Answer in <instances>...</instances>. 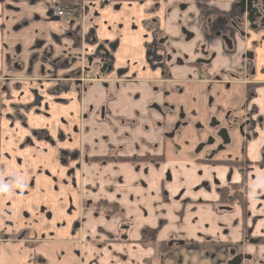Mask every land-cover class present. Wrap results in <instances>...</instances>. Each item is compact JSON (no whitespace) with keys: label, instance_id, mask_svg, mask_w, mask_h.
<instances>
[{"label":"crops","instance_id":"obj_1","mask_svg":"<svg viewBox=\"0 0 264 264\" xmlns=\"http://www.w3.org/2000/svg\"><path fill=\"white\" fill-rule=\"evenodd\" d=\"M233 1L215 3L222 11ZM49 2L0 0V87L26 120L2 146L18 152L15 183L0 187V264H226L232 250L264 264V73L215 84L235 96L221 104L214 94L208 107L201 82L161 84L160 61L146 49L141 24L172 8L167 0H88L80 29L76 18L49 16ZM82 35L88 56L100 49L113 63L108 81L87 84L81 97L59 79L79 66ZM194 101L203 112H252L235 161L170 143L164 131L178 104L189 113ZM169 105L167 123L158 110ZM239 124L231 127L240 136ZM230 186L243 198L227 204Z\"/></svg>","mask_w":264,"mask_h":264},{"label":"flooded vegetation","instance_id":"obj_2","mask_svg":"<svg viewBox=\"0 0 264 264\" xmlns=\"http://www.w3.org/2000/svg\"><path fill=\"white\" fill-rule=\"evenodd\" d=\"M220 1L225 3L227 0ZM52 4L64 8V17H57L51 13ZM88 5V0H50L47 6L48 15L60 20L76 18L78 22L76 28L80 29L82 27L81 18ZM193 7L195 10L193 20L185 25L182 24L172 38H167L162 34L156 19L152 18L153 21L151 19L145 20L141 24L142 30L146 32L147 42H145V46L149 50V54L157 57L160 61L161 84H165L167 81L201 82L206 85L203 90V98L208 107L214 101V94L221 104H225L228 100H233L235 94H228L220 90L224 87L215 84L229 87L234 81L244 80V84L247 85L250 83L247 79L254 77L256 73H264V62L262 66H258V59H264V48L262 47L264 45V0H234L230 6L224 7L222 11L217 8L215 0H196ZM178 9L183 12L185 6H180ZM73 33L75 34L76 30ZM85 37L88 40V37L84 35L79 38L81 46H83V50L78 55L79 66L71 75L59 79L60 82H67L71 87H76L81 97L87 84L92 82L106 83L108 81L107 73L113 63L112 57L108 54H99L100 49L95 55L88 56L84 47L87 42ZM99 61H102L101 64ZM93 63L97 66L92 70L97 72H91ZM182 76L185 78L183 79ZM224 77H228V79L226 80ZM182 94L181 91L173 93L177 101L181 100L179 98H182ZM168 96L169 93L160 92L159 98L164 107L169 104ZM14 103L16 104L13 101V95L7 88L0 87V107L7 106L10 108L6 109L7 111L3 116H1L2 108H0V187H10L15 183L16 174L14 175L9 167L12 166L14 169L11 161L14 160V153L18 152L13 149L3 151L2 146L9 143L7 137L23 134L24 130L21 129L26 122L23 110H20L19 114H15ZM189 103H191L189 113L184 112L183 104H178V110L174 112V114L176 113V120L169 125L172 133L168 135L172 136L180 127L186 126L188 124L185 121L187 117L194 118L203 113L207 118L206 125L211 129H205L207 131L206 142L198 144L197 153L203 150L206 145H211L214 141V135H218L225 128L224 136L226 135L228 142L224 143L221 138V146L219 147L220 149L224 148L226 144L230 143L231 128L234 131V126L231 127V125L234 124L240 123L238 128L236 127L240 137L249 139V135L244 133V128L253 127L254 122L250 120L252 112L243 114L242 111L240 115L235 116L236 114L231 108L224 111L219 105L216 108L221 112L211 113L210 110L203 112L195 101ZM245 104L247 105V103ZM19 106L28 107L29 105L20 103ZM158 111L168 113V120L170 121V105L167 111L163 112L160 109ZM162 119L164 120V118ZM14 120L18 121L20 129L16 128ZM221 124H223L222 129H218ZM216 130L217 133L215 134ZM208 141H211V144H207ZM28 142L30 141L27 138L19 147L21 148L24 143ZM201 144L203 147L200 146ZM208 157V159L212 158L211 155ZM246 171L247 168L245 167L240 169L242 175H245ZM237 256H240L239 264H242L244 259H248V264H252L251 255L244 256L236 250L230 251V258L226 264H231Z\"/></svg>","mask_w":264,"mask_h":264},{"label":"rangeland","instance_id":"obj_3","mask_svg":"<svg viewBox=\"0 0 264 264\" xmlns=\"http://www.w3.org/2000/svg\"><path fill=\"white\" fill-rule=\"evenodd\" d=\"M196 0H167V3L171 5L172 8L168 9L167 7L157 8V11L154 12L153 17L157 21V25L160 28V31L167 38H172L176 35V30L183 24H187L191 20H193L194 7L193 4ZM164 2V1H163ZM168 6V5H167ZM180 6H185V10L180 12L178 8ZM153 21V19H151ZM151 25V23H150ZM143 28V26H142ZM146 35V33L144 34ZM147 42V39H146ZM129 52L132 53L133 45H128ZM195 105V104H194ZM185 121L188 123L184 127H180L176 132L175 136L172 137L170 143L174 145L176 143V147H189L191 148V155L193 157H199L201 159H206L208 156H214V160H234L233 155L237 151L238 140H240V136L235 134V131L231 133L230 143L225 145V149H220L221 146V137H217L214 135V141L211 145H206L203 150L199 153L196 152L197 146L200 143H205L207 131L205 129L210 130L211 128L206 125L207 118L202 113L197 117L189 118L187 117ZM197 123V124H194ZM223 124L218 126V129H222ZM171 127L168 128V131H164V134H171ZM226 152H229L226 154Z\"/></svg>","mask_w":264,"mask_h":264},{"label":"trees","instance_id":"obj_4","mask_svg":"<svg viewBox=\"0 0 264 264\" xmlns=\"http://www.w3.org/2000/svg\"><path fill=\"white\" fill-rule=\"evenodd\" d=\"M238 189L239 188H236L235 186H230V187H227V188L222 190V192L225 193L224 200L227 204H229L231 202H237L243 198V194L240 193V191ZM162 253H163V251H162Z\"/></svg>","mask_w":264,"mask_h":264},{"label":"water","instance_id":"obj_5","mask_svg":"<svg viewBox=\"0 0 264 264\" xmlns=\"http://www.w3.org/2000/svg\"><path fill=\"white\" fill-rule=\"evenodd\" d=\"M91 60H92V58H91ZM89 62H90V60H89ZM101 62L102 61H99V64H101ZM95 66H97V64H95ZM160 115H161L162 118H164V120L167 123H169V120H168L169 115H168V113H162V112H160ZM216 125H218V124H216ZM211 126H215V125H211ZM231 131H233V128H231ZM225 133H226V129L224 128L223 130L220 131V133L218 135L221 136V138L223 139V142L224 143H227L228 142V139H227L226 135L224 136ZM207 144H211V141H208ZM200 146L203 147V144H201ZM200 146H199V149L201 148ZM196 152H198L197 149H196ZM239 261H240V256H237V258H234L233 259V261L231 262V264H239Z\"/></svg>","mask_w":264,"mask_h":264},{"label":"built area","instance_id":"obj_6","mask_svg":"<svg viewBox=\"0 0 264 264\" xmlns=\"http://www.w3.org/2000/svg\"><path fill=\"white\" fill-rule=\"evenodd\" d=\"M50 11L53 15L57 16V17H64V14H65V10L64 8H62L61 6L59 5H55V4H52L51 7H50Z\"/></svg>","mask_w":264,"mask_h":264}]
</instances>
